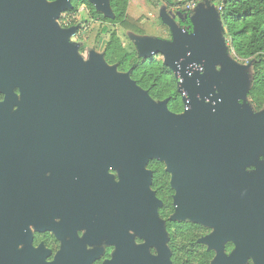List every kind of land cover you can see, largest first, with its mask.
Returning <instances> with one entry per match:
<instances>
[{"label": "water", "instance_id": "95a60500", "mask_svg": "<svg viewBox=\"0 0 264 264\" xmlns=\"http://www.w3.org/2000/svg\"><path fill=\"white\" fill-rule=\"evenodd\" d=\"M90 1L113 15L109 0ZM72 2L0 0V85L7 92L13 88L4 85L2 66H26L28 71L18 77L30 90L23 110L33 106L38 126L65 128L70 141L86 144L94 158L121 160L127 167H138L148 158L166 160L182 186L185 206L193 208L198 201L208 208L229 207L226 215L241 214L248 226H264V170L262 176L251 177L239 166L264 147V139L257 120H242L237 129L222 120L236 118L237 91L230 74L214 73L222 54L214 20L202 22L195 41L176 30L178 48L146 39L137 48L140 54L146 48V58L163 55L173 68L185 104L184 113L175 114L129 74L103 68L97 60L86 64L74 49L58 45L70 30L55 20ZM219 15L221 11L215 17ZM13 101L9 95L0 106L2 127L25 124L21 112L7 117Z\"/></svg>", "mask_w": 264, "mask_h": 264}, {"label": "flooded vegetation", "instance_id": "af4514ba", "mask_svg": "<svg viewBox=\"0 0 264 264\" xmlns=\"http://www.w3.org/2000/svg\"><path fill=\"white\" fill-rule=\"evenodd\" d=\"M2 67L13 88L0 85V106L13 95L7 117H25L0 126L3 264H264L263 225L229 207L185 206L166 160L127 167L94 158L65 128L38 126L33 106L23 110L28 69Z\"/></svg>", "mask_w": 264, "mask_h": 264}, {"label": "rangeland", "instance_id": "374dc122", "mask_svg": "<svg viewBox=\"0 0 264 264\" xmlns=\"http://www.w3.org/2000/svg\"><path fill=\"white\" fill-rule=\"evenodd\" d=\"M109 8L116 16L110 3ZM218 11L220 8L217 4L207 3L206 5L205 0L188 2L182 7L169 6L163 0H131L128 14L135 19H140L146 29V35H139L126 31L120 24L102 25L100 22L93 21L85 5H81L77 15L73 16L63 12L55 20L58 27L70 30V35L60 41L58 45L74 49L77 58L86 64L92 65L97 60L101 67L121 73L115 69V65L109 64L104 56L105 47L113 32H117L129 50H137L141 40L144 39L154 40L157 44H170L174 48H178L181 41L174 35L176 30L184 34L188 40L195 41L202 22L207 19L214 20L212 26L216 27L217 38L222 46L221 61L215 67L214 73L218 75L230 74L234 79L237 91V95L233 99L236 118L223 116L222 120L232 129H237L242 120H257L260 123L259 133L263 135L264 139V106L261 109H255L247 96L249 77L246 67L249 62L237 55L226 23L221 15L215 17ZM72 20L73 22H71ZM61 22L71 23L63 28L60 26ZM104 28H106L105 32H103ZM159 59L164 60L165 58L161 55ZM210 80L213 82L212 77ZM164 102L165 100L158 103L163 104ZM259 133H254V135L258 136ZM239 166L249 176L261 175L264 170V147L257 150L251 158L240 162Z\"/></svg>", "mask_w": 264, "mask_h": 264}, {"label": "trees", "instance_id": "16d2710c", "mask_svg": "<svg viewBox=\"0 0 264 264\" xmlns=\"http://www.w3.org/2000/svg\"><path fill=\"white\" fill-rule=\"evenodd\" d=\"M56 1V0H48ZM116 16L106 14L90 0H73L70 15H77L79 7L85 5L91 19L103 24H120L126 31L146 35V29L140 19L128 14L131 0H109ZM169 6H185L188 2L204 0H163ZM206 1V0H205ZM219 6L221 18L231 35V42L237 55L249 62V88L247 96L255 109L264 106V0H209ZM73 22V20L71 21ZM70 22V23H71ZM70 23H67L68 26ZM106 28L103 29V32ZM210 34V33H209ZM137 50H129L117 32H113L107 43L105 60L115 65L117 70L129 76L145 90L149 96L159 102L165 100L168 109L181 114L185 110L182 94L178 89V79L173 68L160 55L146 58ZM231 81L228 75L224 76Z\"/></svg>", "mask_w": 264, "mask_h": 264}, {"label": "built area", "instance_id": "2783aa9c", "mask_svg": "<svg viewBox=\"0 0 264 264\" xmlns=\"http://www.w3.org/2000/svg\"><path fill=\"white\" fill-rule=\"evenodd\" d=\"M192 4H195V3H192Z\"/></svg>", "mask_w": 264, "mask_h": 264}, {"label": "crops", "instance_id": "0c3cea01", "mask_svg": "<svg viewBox=\"0 0 264 264\" xmlns=\"http://www.w3.org/2000/svg\"><path fill=\"white\" fill-rule=\"evenodd\" d=\"M138 50V49H137Z\"/></svg>", "mask_w": 264, "mask_h": 264}]
</instances>
